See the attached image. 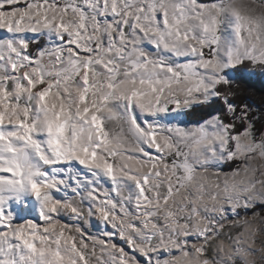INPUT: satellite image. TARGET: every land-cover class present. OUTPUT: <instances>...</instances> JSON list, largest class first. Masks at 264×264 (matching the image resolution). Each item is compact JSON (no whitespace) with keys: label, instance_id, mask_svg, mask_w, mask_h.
Returning <instances> with one entry per match:
<instances>
[{"label":"snow or ice","instance_id":"snow-or-ice-1","mask_svg":"<svg viewBox=\"0 0 264 264\" xmlns=\"http://www.w3.org/2000/svg\"><path fill=\"white\" fill-rule=\"evenodd\" d=\"M0 264H264V0H0Z\"/></svg>","mask_w":264,"mask_h":264},{"label":"trees","instance_id":"trees-1","mask_svg":"<svg viewBox=\"0 0 264 264\" xmlns=\"http://www.w3.org/2000/svg\"><path fill=\"white\" fill-rule=\"evenodd\" d=\"M256 103H260L261 102V96L259 93H257V95L253 96L252 98Z\"/></svg>","mask_w":264,"mask_h":264}]
</instances>
